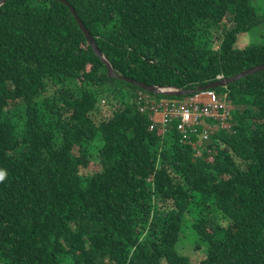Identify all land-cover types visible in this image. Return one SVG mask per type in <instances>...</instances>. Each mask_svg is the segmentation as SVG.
<instances>
[{"label": "trees", "instance_id": "1", "mask_svg": "<svg viewBox=\"0 0 264 264\" xmlns=\"http://www.w3.org/2000/svg\"><path fill=\"white\" fill-rule=\"evenodd\" d=\"M119 75L198 89L264 64L254 0H67ZM264 36V35H263ZM197 156L155 95L112 78L70 8L0 7V264H264V70L228 87ZM212 122V121H211ZM97 165L98 170H91ZM191 218L192 220H190ZM189 230V229H187Z\"/></svg>", "mask_w": 264, "mask_h": 264}, {"label": "built area", "instance_id": "2", "mask_svg": "<svg viewBox=\"0 0 264 264\" xmlns=\"http://www.w3.org/2000/svg\"><path fill=\"white\" fill-rule=\"evenodd\" d=\"M147 106L142 111L152 110L154 113L153 129L165 127V130L177 122L178 130L184 142H188L191 136H198L199 145H195L197 156L202 155L201 148L208 143L216 128L213 121L221 124L226 130H231L232 118L230 113V99L228 94L219 95L215 90L199 92L185 100H166L156 102L151 96L143 95ZM212 121V122H211Z\"/></svg>", "mask_w": 264, "mask_h": 264}, {"label": "water", "instance_id": "3", "mask_svg": "<svg viewBox=\"0 0 264 264\" xmlns=\"http://www.w3.org/2000/svg\"><path fill=\"white\" fill-rule=\"evenodd\" d=\"M7 1H9V0H0V7L3 6ZM56 1H59V2L65 4L66 6H68L70 8L72 14L74 15L75 19L77 20V22L79 24L80 29L84 32L88 43L94 49L95 53L102 59V61L105 63V65L108 67L109 75L112 78H118V79L127 81L129 83L137 85L138 87H140L144 91H147V92L155 94V95H164V96H169V97L191 96V95H195L199 92H203L206 90H211V89L215 90L217 88L228 87L231 84H233V83H235V82H237V81H239V80H241V79H243L249 75L256 73L257 71L264 70V64L256 65L255 67H253L247 71H244V72H242V73H240V74H238L232 78L223 79V80L216 82V83H213L209 86L201 87L198 89H192V90L180 89L177 87H162V86L148 85L146 83L137 81L135 79H131V78H128L126 76L119 75L116 72V70L114 69V66L112 65L110 60L105 56L104 52L99 48V45L97 44V42L94 39L91 32L87 29V27L85 26L83 21L78 17L76 10L69 4V2L67 0H56Z\"/></svg>", "mask_w": 264, "mask_h": 264}, {"label": "rangeland", "instance_id": "4", "mask_svg": "<svg viewBox=\"0 0 264 264\" xmlns=\"http://www.w3.org/2000/svg\"><path fill=\"white\" fill-rule=\"evenodd\" d=\"M254 6L259 12H264V0H254ZM251 36L242 37L240 40V46L244 47L246 44L249 43V41L252 42H261L264 41V27L259 28L256 30L254 33H252ZM158 128H162L165 130L164 126H160ZM91 170L97 171L98 166L97 165H92ZM192 220L191 218H189ZM193 221L190 222V227L186 229L184 235L182 236L181 244H180V250L181 252H184L188 256H190L194 263H200L202 259H204L207 256V249L208 246L207 244L202 245L200 249H198V238L196 233L194 232L193 229H191Z\"/></svg>", "mask_w": 264, "mask_h": 264}, {"label": "clouds", "instance_id": "5", "mask_svg": "<svg viewBox=\"0 0 264 264\" xmlns=\"http://www.w3.org/2000/svg\"><path fill=\"white\" fill-rule=\"evenodd\" d=\"M223 79H224V78H223ZM223 79L221 78V80H223ZM221 80H220V81H221ZM2 177H3V173H0V178H2Z\"/></svg>", "mask_w": 264, "mask_h": 264}]
</instances>
